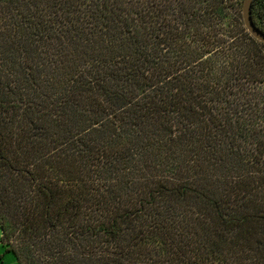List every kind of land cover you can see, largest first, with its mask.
Listing matches in <instances>:
<instances>
[{"label": "trees", "instance_id": "obj_1", "mask_svg": "<svg viewBox=\"0 0 264 264\" xmlns=\"http://www.w3.org/2000/svg\"><path fill=\"white\" fill-rule=\"evenodd\" d=\"M243 1L0 0L5 253L264 264V43Z\"/></svg>", "mask_w": 264, "mask_h": 264}, {"label": "water", "instance_id": "obj_2", "mask_svg": "<svg viewBox=\"0 0 264 264\" xmlns=\"http://www.w3.org/2000/svg\"><path fill=\"white\" fill-rule=\"evenodd\" d=\"M253 2L254 0L243 1L242 17H243L244 25L252 37L264 43V32L255 25L253 20V16H252Z\"/></svg>", "mask_w": 264, "mask_h": 264}, {"label": "crops", "instance_id": "obj_3", "mask_svg": "<svg viewBox=\"0 0 264 264\" xmlns=\"http://www.w3.org/2000/svg\"><path fill=\"white\" fill-rule=\"evenodd\" d=\"M2 232L0 230V264H18L17 261H13L12 259H8L7 256H3L2 252H4V246L1 243ZM8 259V260H7Z\"/></svg>", "mask_w": 264, "mask_h": 264}, {"label": "rangeland", "instance_id": "obj_4", "mask_svg": "<svg viewBox=\"0 0 264 264\" xmlns=\"http://www.w3.org/2000/svg\"><path fill=\"white\" fill-rule=\"evenodd\" d=\"M264 3V0H261L260 2H259V6H257V8H259V11L261 10L260 9V6H262V5H264L263 4ZM260 12H263V11H260ZM261 14V13H260ZM259 21H261L262 22V24L264 25V18H262V20L261 19H258ZM2 254H3V256H7V258L9 259H12L13 261H15L16 259H15V257H14V255L12 254V253H5V251L4 252H2ZM7 259V260H8Z\"/></svg>", "mask_w": 264, "mask_h": 264}]
</instances>
